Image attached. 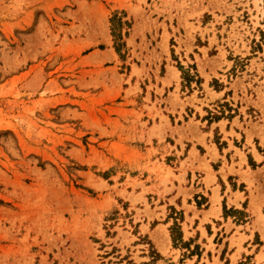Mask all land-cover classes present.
Returning a JSON list of instances; mask_svg holds the SVG:
<instances>
[{
    "label": "rangeland",
    "instance_id": "1",
    "mask_svg": "<svg viewBox=\"0 0 264 264\" xmlns=\"http://www.w3.org/2000/svg\"><path fill=\"white\" fill-rule=\"evenodd\" d=\"M0 264H264V0H0Z\"/></svg>",
    "mask_w": 264,
    "mask_h": 264
},
{
    "label": "crops",
    "instance_id": "2",
    "mask_svg": "<svg viewBox=\"0 0 264 264\" xmlns=\"http://www.w3.org/2000/svg\"><path fill=\"white\" fill-rule=\"evenodd\" d=\"M208 143V142H206ZM209 150L212 156H215V152H217L218 157L220 156L219 150L217 147L209 146ZM201 158V156L199 157ZM206 160L208 161L209 158L206 157ZM209 167H211V164H209ZM213 171V175L211 176H202L201 182L202 186L198 190H194L193 195L197 194L198 192H202L204 198H205V205L202 206V209H200L197 204L196 210L198 215L193 220V223H227V219L223 218V212H224V202H225V196H223L222 187L219 185V176L217 173ZM200 190V191H199ZM232 192L235 191L233 189H230ZM231 201L232 205H230V208L237 209L241 206L242 200L237 199L236 192L231 193ZM227 196V195H226ZM256 197V195H254ZM202 199V198H201ZM194 208V207H193ZM233 223V222H231ZM242 223H257L256 221H250V222H242ZM259 223H263L259 219ZM247 235V234H246ZM247 240L246 242H248ZM262 255V252L259 251V257ZM242 256V255H241Z\"/></svg>",
    "mask_w": 264,
    "mask_h": 264
}]
</instances>
